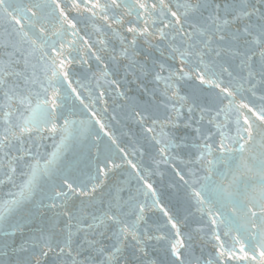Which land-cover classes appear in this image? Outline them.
Segmentation results:
<instances>
[{
  "label": "snow or ice",
  "instance_id": "1",
  "mask_svg": "<svg viewBox=\"0 0 264 264\" xmlns=\"http://www.w3.org/2000/svg\"><path fill=\"white\" fill-rule=\"evenodd\" d=\"M0 264H264V0H0Z\"/></svg>",
  "mask_w": 264,
  "mask_h": 264
}]
</instances>
